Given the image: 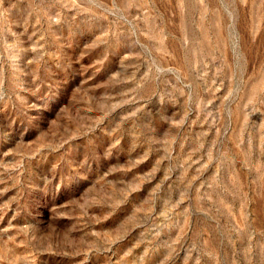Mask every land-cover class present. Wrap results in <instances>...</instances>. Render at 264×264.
<instances>
[{
  "label": "rangeland",
  "instance_id": "obj_1",
  "mask_svg": "<svg viewBox=\"0 0 264 264\" xmlns=\"http://www.w3.org/2000/svg\"><path fill=\"white\" fill-rule=\"evenodd\" d=\"M0 264H264V0H0Z\"/></svg>",
  "mask_w": 264,
  "mask_h": 264
}]
</instances>
